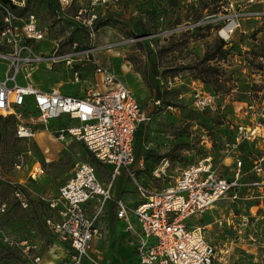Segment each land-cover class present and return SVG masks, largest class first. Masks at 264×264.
<instances>
[{
  "label": "rangeland",
  "instance_id": "obj_1",
  "mask_svg": "<svg viewBox=\"0 0 264 264\" xmlns=\"http://www.w3.org/2000/svg\"><path fill=\"white\" fill-rule=\"evenodd\" d=\"M89 1L71 0L62 8L58 0H0V29L1 11L7 7L19 17L15 22L20 27L33 14L44 32L40 41L17 37L42 55L41 61L22 65L18 83L30 81L42 90L84 95L95 79L93 61L124 82L148 115L134 139L136 157L142 162L135 179H128L126 192L134 198L138 184L149 192L158 191L186 166L207 157L219 173L231 175L221 165L227 154L225 142L232 139L235 125L246 121L241 114L245 104L264 108L263 78L256 70L264 51V17L244 20L231 42L219 50L215 20L201 22L206 15L217 14L218 0H117L93 10ZM92 12L96 18L88 24ZM13 49L6 37L0 42L1 78L11 64L8 55ZM12 83L8 81L9 86ZM195 88L214 94L216 106L195 110ZM35 114L28 108L23 119L36 130L30 139L16 138L12 118L0 115V171L8 180L24 181L25 192L30 189L37 196L23 207L13 195V185L1 181L0 201L6 211L0 214V224L12 238L34 244L46 262L55 261L49 253L54 240L42 226L40 196L54 195L76 162L96 160L79 141L57 139L66 125L65 115L40 124L32 122ZM261 149L252 144L240 147L243 156L251 157ZM17 161L20 169L14 168ZM38 163L44 173L33 181L28 172ZM100 172L104 177L109 169ZM245 178L256 179L251 173ZM241 196L220 200L203 214L202 223L210 224L207 238L221 258L217 264H264V197L252 189L243 190ZM217 219L220 223H214ZM9 249L0 250V264H31L20 250ZM102 257L98 264H134L117 238Z\"/></svg>",
  "mask_w": 264,
  "mask_h": 264
},
{
  "label": "built area",
  "instance_id": "obj_2",
  "mask_svg": "<svg viewBox=\"0 0 264 264\" xmlns=\"http://www.w3.org/2000/svg\"><path fill=\"white\" fill-rule=\"evenodd\" d=\"M70 1L58 0L62 8ZM116 1L90 0L89 5L93 10ZM218 2L220 9L217 14H208L201 22L215 20V36L224 45L231 42L244 20L264 17V0ZM253 4L262 5V9H249ZM1 17L0 42L4 43L6 37L14 49L8 55L12 60L5 77L0 78V114L15 118V136L30 139L36 134V130L23 121L22 108L30 102L36 113L32 122L47 124L49 119L62 114L70 121L75 120L76 123L61 127L57 139L70 137L80 141L97 162L113 166L107 180L100 181L93 163L76 162L70 177L47 200L54 216L47 217L45 225L56 239L67 243L70 248L68 257L60 264H82L84 260L94 262L90 255L91 243L102 234L97 224L98 217L106 201L112 198V181L119 169L125 167L134 179L129 167L135 163L142 164L136 157L134 137L148 115L126 84L96 61L92 62L95 79L84 95L63 94L54 88L42 90L30 81L18 83L17 75L23 64L42 60L41 54L36 55L31 47L18 40L24 37L40 41L45 39L44 32L38 28L33 14L26 18L22 27L15 22L19 17L7 7H3ZM94 18L96 13L92 12L88 24ZM258 59L256 70L262 74L261 82L264 83V51ZM74 74L78 80L77 72ZM8 81L13 82L11 86ZM192 96L195 110L216 106L214 94L195 88ZM241 114L246 121L235 125L232 139L225 142L227 154L221 161L231 175L219 173L207 157L186 166L172 182L158 191L149 192L138 184L140 201L133 207L120 198L115 199L116 217L124 222L125 231L136 235L137 264H215L217 250L207 238L210 224L201 223L202 214L220 200L242 198L241 193L245 189L256 190L264 197V148L254 157L243 156L240 151L242 145L252 143L258 147L264 141V108H257L254 102H249ZM227 158H230L229 163L225 162ZM21 165L17 161L14 168L20 169ZM43 173L44 169L38 163L29 170L28 178L35 180ZM248 173L254 174L256 179L247 181ZM1 181L13 185L14 197L26 207L28 196L22 183L6 179L0 171ZM5 211L6 204L0 201V214ZM131 213L135 216L137 230L131 221ZM214 223L220 221L217 219ZM0 247L18 249L31 260V264H42L34 244L12 238L3 231L1 224Z\"/></svg>",
  "mask_w": 264,
  "mask_h": 264
},
{
  "label": "crops",
  "instance_id": "obj_3",
  "mask_svg": "<svg viewBox=\"0 0 264 264\" xmlns=\"http://www.w3.org/2000/svg\"><path fill=\"white\" fill-rule=\"evenodd\" d=\"M49 120H48V123H49ZM64 123H66V124L67 123H76V121L75 120L70 121L66 117V120ZM80 143H82V142H80ZM249 144H252V143H249ZM258 146H260V148H264V141H261ZM134 150H135V148H134ZM229 159L230 158L225 159V162ZM226 163H229V162L227 161ZM93 164L95 165L96 173H97L99 180L100 181H106L107 178L109 177V174L112 172L113 166L109 165V164H103V163H100L97 161H96V163H93ZM139 166H140L139 163H135L129 167L134 173V179H135L136 171L140 168ZM102 168L109 169L107 176L103 177L101 175L100 171ZM39 176H41V175H39ZM39 176L33 181H37L40 178ZM131 178L132 177L129 176L127 169L125 167H121L119 169V172L115 175V177L112 181V186H111V190H110L112 198L109 199L108 201H106L104 210L99 215L98 221H97L99 228L102 230V234H101V236L94 238L92 243H91L90 255H91L92 259L94 260V262L84 260L82 264H95V263L98 264V261L103 259L102 253L106 249H108L109 246H111L114 243L116 238L119 241L124 242L126 249L128 250V252L132 256V262L134 264H137V256H136V252H135L136 235L132 231H125L124 222L122 221V219L117 218L115 215V205H114V201L117 198L122 199L126 203V205H128L130 207L135 206L140 201L139 193L135 194V198H134L131 196L132 195L131 192H129V193L126 192V191H128L129 185H130L129 184L130 182L128 181V179H131ZM17 181L21 182L22 185L24 186V188H26L27 185L24 183V181H22L21 179L17 180ZM127 181H128V183H127ZM56 192H57V190H56ZM27 193H28L27 196H28V202H29L28 204H30L31 201H34L37 198V196H33L31 194L30 189H28ZM52 196H53V193L47 192V193L41 195L40 199L42 200V203H43V206H42V226L45 229V231L48 232L50 234V236L53 237L54 245H53L52 250L50 249L49 253H50L52 259H54L56 262L53 260H49V261L45 262L42 258V260H41L42 264H60L65 258L68 257L69 252H70L69 245L67 243L61 242L58 239H56V237L50 232V230L45 225V219L47 217L54 216V211H52L47 206V200L49 198H51ZM207 211H205L204 213H206ZM203 214H202V219L204 218ZM130 218H131V221H132L135 229L137 230V228H138L137 222H136L135 216L132 213L130 214ZM201 223H202V221H201ZM202 224H204V223H202ZM1 249L10 250L9 248L0 247V250ZM220 259L221 258L217 259V261H219ZM215 264H217V262H215Z\"/></svg>",
  "mask_w": 264,
  "mask_h": 264
},
{
  "label": "trees",
  "instance_id": "obj_4",
  "mask_svg": "<svg viewBox=\"0 0 264 264\" xmlns=\"http://www.w3.org/2000/svg\"><path fill=\"white\" fill-rule=\"evenodd\" d=\"M223 46H224V42L223 41H218V43H217V48L219 49V50H222V48H223ZM206 59H210V58H206ZM28 108H30V110L32 111V112H34L33 110H32V105L30 104V102H28L27 103V105L26 106H24L23 108H22V113H23V116L25 117V115H26V111H27V109ZM1 115V114H0ZM1 116H3V115H1ZM4 118H12V120H13V122H14V130H13V132L15 131V125H16V120H15V118L13 117V116H11V115H6V116H3ZM142 124V123H141ZM140 124V125H141ZM140 125H139V127H140ZM139 127L137 128V130H136V133H135V136H136V134H137V132H138V129H139ZM14 135H15V133H14ZM17 138V137H16ZM134 139H135V137H134Z\"/></svg>",
  "mask_w": 264,
  "mask_h": 264
},
{
  "label": "water",
  "instance_id": "obj_5",
  "mask_svg": "<svg viewBox=\"0 0 264 264\" xmlns=\"http://www.w3.org/2000/svg\"><path fill=\"white\" fill-rule=\"evenodd\" d=\"M4 2L12 3L11 0H3Z\"/></svg>",
  "mask_w": 264,
  "mask_h": 264
},
{
  "label": "bare ground",
  "instance_id": "obj_6",
  "mask_svg": "<svg viewBox=\"0 0 264 264\" xmlns=\"http://www.w3.org/2000/svg\"><path fill=\"white\" fill-rule=\"evenodd\" d=\"M30 75V74H29Z\"/></svg>",
  "mask_w": 264,
  "mask_h": 264
}]
</instances>
